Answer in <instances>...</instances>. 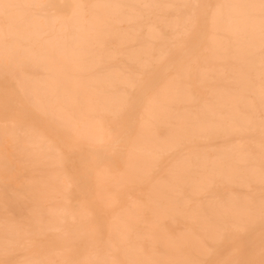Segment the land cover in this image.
I'll list each match as a JSON object with an SVG mask.
<instances>
[{
  "label": "rangeland",
  "instance_id": "374dc122",
  "mask_svg": "<svg viewBox=\"0 0 264 264\" xmlns=\"http://www.w3.org/2000/svg\"><path fill=\"white\" fill-rule=\"evenodd\" d=\"M7 1V3L10 1L11 4L17 5V7L10 9L7 15L3 11H0V40L2 38L0 42V264H221V262L225 260L240 261L242 264H262V262H264V218L261 217L260 204L262 198H264V183H262V172H264V129L260 128L262 127V107H259V105L262 106L261 90L262 82H264V16L261 14L260 5L258 6V4H261V0H242L243 2L241 0H236L242 2H240L242 5H237L238 9L236 7V3L238 2L234 0H114L116 3L111 0L115 3V6L110 0H103L102 2L101 0H99L100 2L97 0V3L96 0H72L73 2L71 0ZM79 2L81 3L79 4ZM89 2H94V8L96 6L99 7V9L95 8L94 12H90L91 9L93 11V6ZM230 2L232 8L235 9L237 13L229 7ZM95 3L97 5H95ZM102 3H104L105 7ZM244 3H246L245 5L247 7L243 5ZM251 3L253 5L257 3L255 4L257 9ZM98 4H100L101 7L98 6ZM108 4H110L111 7L109 11ZM188 5H218L219 7H213L209 11L203 8H186L185 6ZM112 7L115 8L116 11H113ZM239 7L241 9H239ZM74 8L81 12L78 13ZM229 9L232 10L230 11ZM82 10L84 11L82 12ZM99 10H101V12H99ZM214 10L218 12L217 17H215L217 12L215 14L213 13L215 12ZM95 11L98 13L97 18L100 17L101 19L98 18L100 19L98 21L96 17L94 18H96L100 24L97 23L95 19L91 21L94 24V27L92 26L91 28L90 20H92L94 14L96 16ZM89 12L92 13L90 17ZM190 12L194 13L197 17V24L191 29L186 25V17ZM204 12L208 13V23L203 21ZM233 12L235 13L233 14ZM242 12H244V14H242ZM74 13H78L79 15L77 14L76 17ZM228 13L236 16V19L238 18L240 20V18H243V26H241V20H235V17L233 20V15H229L230 18ZM119 15H121L122 19H119ZM211 15H213V18H217L220 23L217 20L216 22H218L219 25L224 24L223 27L218 25L219 29L218 26L217 29H212L213 26L216 27V25L213 23V18L210 17L212 20L209 19ZM79 16H81L83 20ZM125 16L128 17L129 22L127 18L125 19ZM130 16H132L131 19ZM76 18L83 22H78ZM256 19L257 21H255ZM74 20H76L75 22L78 24L77 27ZM229 20L232 22L230 23ZM88 21L90 23L89 25ZM94 22L99 24L98 27L96 26L95 28L96 23ZM209 22L210 24L212 23L213 26H210ZM113 23L114 25H112ZM228 23L231 24L232 30L230 25L228 26ZM254 26L255 31H252ZM78 27L79 30H76ZM88 28L90 30H97V28H99L100 30L98 31L103 30L104 34H102V32L98 33V31L97 33L96 31L92 32L93 30L89 31ZM222 28H227L228 30ZM234 28L236 31H233ZM257 28L260 30L258 33L263 35L262 38L257 34ZM87 29L89 33L86 35L85 32L87 33ZM244 29L245 31L247 30L246 34H244ZM75 31H77V33ZM80 32H82V35ZM124 32L127 35H124ZM79 34L81 37L83 34L86 35L84 36L86 39L82 37L86 40L85 42L81 39ZM91 34H94V38L92 36V39H90ZM96 34L101 35L102 38ZM78 36L79 38L77 39L76 37ZM120 36L121 38L123 36L124 40H122ZM254 36H256V38H254ZM257 36L260 37L257 38ZM98 37L101 39L99 40ZM236 37L237 39L234 40ZM125 38H128V40L125 41ZM248 38H250L253 43ZM255 39L258 41H255ZM74 40L75 42L77 40L79 42H76L77 44L71 43L72 41L74 42ZM81 40L83 41L82 43ZM146 40L147 42H151L148 46H146L148 43L144 42ZM254 41L256 43H254ZM242 44L245 46L241 47ZM249 45L250 47H248ZM256 45H259V47L255 48ZM47 46L50 48V52H47L49 50L45 51ZM141 48L144 51H142ZM244 48L247 50L245 49L244 51ZM158 50H161L160 53L163 54H158ZM43 51L47 52L48 55L46 56V53ZM60 53L64 54L61 55V57L65 56L62 57L64 60L60 57ZM56 54H59V56L57 57ZM128 54L132 55L128 56ZM241 54H243V56H241ZM68 55L72 57L69 58ZM230 55L233 57H230ZM48 56L52 59L53 65L50 64L51 59H49V62L45 63L46 60L48 61V59H46ZM133 56H135L136 59L133 58ZM225 56L226 59L224 58ZM243 57H246L245 60ZM227 58H229V62H226L228 61ZM233 58H237L238 60H234ZM55 59L58 60L55 61ZM67 59H71L72 61H70L72 64H65L66 61L70 62ZM77 60L80 62V68H78L79 62L77 63ZM230 62L231 64H229ZM243 63L245 64L243 65ZM56 64L57 66H55ZM247 64L249 65L248 67L246 66ZM68 65H73V67ZM54 66L55 68L58 66L60 68L54 69V71L52 69ZM66 66L70 67V69ZM242 66L245 67L242 68ZM44 67H46L45 70ZM81 68H83V70ZM63 69L66 71L60 73L62 72L60 70ZM79 69H81L80 72ZM231 69H234V71ZM239 69L241 71H239ZM49 70H51V72ZM56 71L59 72L56 73ZM71 71L73 72L71 73ZM229 71H233L234 73H230ZM46 72L53 74L55 77L53 82L52 74H50V80H47L49 77H47L48 75ZM53 72L56 74L54 75ZM109 72L116 74L112 76ZM43 74L46 76L45 81L42 80L43 77H45ZM58 74L60 76H58ZM103 74L106 78L102 76ZM40 75L43 77L41 78ZM62 75L64 76L62 77ZM121 75L122 77L124 76L123 79ZM221 75H223V77ZM26 76H28V79ZM57 76L59 77L58 79H56ZM82 76H84L86 80H83ZM60 77L62 80L65 78L63 81L66 83L63 84ZM76 77L77 79H75ZM158 77H160V79H158ZM72 78L74 86L72 84ZM79 78L81 79L79 80ZM94 78L95 80H93ZM165 78L170 79V81ZM22 79L24 82L21 81ZM25 79L29 80L26 85ZM38 79L41 83H35V86H33V83ZM118 79L120 81H118ZM121 80L124 81L121 82ZM167 80L169 82L172 81V85L171 83H169L170 86L166 84L168 83ZM233 80H235V83H233ZM249 80H251V82ZM43 81L44 83H48V85L52 83L49 87H45L46 84H44ZM164 81L165 83H163ZM69 82L72 84L71 86L68 85ZM129 83H131V85H128ZM77 84H80L81 88L79 87L80 85ZM161 84L165 85L166 91ZM39 85H42L44 88L41 86V88L38 87ZM88 86H90V88ZM26 87L29 89L27 90ZM35 87L37 89L39 88V91ZM159 87L162 91L164 88L162 96H165L160 106L154 105L150 111H146L143 109L142 105L134 104L136 98L143 89L146 88V97L152 99L154 96L153 93L159 92ZM168 87L170 89H168ZM223 87L227 88L224 89ZM42 88L51 90V92L46 89L43 90ZM77 88L79 89L76 90ZM171 89L173 92L172 94ZM22 90H24L25 93ZM29 90L32 93L33 91L31 90H35L36 96L34 93L31 98L35 96L36 98L34 97V99L36 100H33V98L30 100L31 98L29 95H31V93ZM63 90L65 92H63ZM83 90L84 93L81 94ZM60 91L64 94H59ZM73 91H75V93ZM27 94L29 95L27 96ZM178 94H180L181 97ZM58 95L59 97L61 95L62 98H59ZM68 95L72 97L69 98ZM174 95L175 97L173 98ZM227 95L228 98H226ZM27 97L30 99L27 100ZM63 97L68 99H64ZM216 97L219 101L216 100ZM71 98L73 99L71 100ZM83 98L87 99V102L83 101L85 100ZM113 98H115V100ZM116 98H118V100H116ZM167 99L170 100L167 101ZM70 100L71 102H69ZM106 100L107 102L109 101L107 105ZM222 100L224 101L222 102ZM225 100L229 101L226 102ZM238 100L239 102H237ZM30 101L38 105L35 106V104L29 103ZM63 101L66 103L69 102V104L66 105ZM117 101H120L119 105ZM166 102L167 104H165ZM111 104L112 108L109 106ZM229 104L233 107H230ZM227 106H229L228 109ZM156 107H159L158 110H156ZM251 107L255 108L252 109ZM204 108H208L209 115L207 110H205L207 112L203 110ZM127 109H129V111ZM169 110H171V112H169ZM75 111L78 114H76ZM203 111L208 115H206V117L210 119L211 116L213 117L212 121L209 120V118H204L205 114H203ZM160 112H163V114ZM185 112L187 116L184 115L186 114ZM213 112L215 113L214 115H212ZM20 113L21 115H19ZM190 113L191 115L188 116ZM225 114L227 118H225ZM181 115L183 117H181ZM63 116H65V119H63ZM70 116H72V120ZM66 117L69 120H67ZM199 117L201 118V123H199ZM222 118L225 122L224 124L221 120ZM180 119L183 120L180 121ZM217 119H220L221 122ZM208 120L211 122V125ZM214 120L217 121V123H215ZM8 121L10 123H8ZM85 121H90L91 125L89 122L85 124ZM139 121L142 122L140 123ZM168 121H170L171 124L175 122L176 126L178 125L180 128L182 126V128H179V131L177 130L178 128L175 127V130L174 127H172L175 124L173 123L171 126ZM243 121L247 124H244ZM17 122L22 123V125H18L19 123L17 124ZM67 122L69 125H66ZM206 122V125L210 128L213 123L215 125L217 124V128L215 125L214 129L212 127L213 130L208 126L205 127ZM238 122H241L243 127ZM132 123H135L137 127L140 125L142 127L141 129H144L143 125H145V129L148 128L146 132L149 131L150 134L153 133V136L157 135L159 138L156 137L157 140L155 137L152 138V134H148L149 132L145 134V137L143 134L145 130L143 132L141 129H138V134L144 137L148 147L142 151H135L136 155L133 154L134 152H128L130 150H127L128 144L125 141V137L129 133L130 124ZM74 124L75 128L73 127ZM167 124L170 125V127ZM184 124H188V128ZM201 124L204 125V127H202ZM233 124H235L236 127L232 126ZM251 124L254 127L251 126ZM24 125L26 127H24ZM85 125H89L88 128L93 126V128H89L90 130L86 127L83 128ZM94 127H96L97 130ZM171 127L172 129H170ZM232 127H234L235 130H231ZM197 128H205V131L203 132L204 129L198 130ZM218 128L220 129L219 131ZM262 128H264V126ZM84 129L87 132L86 135H83L81 132L80 135L78 131H83L84 133ZM92 129H95L96 132L100 130L103 131V139L100 143L98 141H92V138H89ZM182 129H184L183 134L177 133L178 131L183 132ZM214 130L218 133L216 134L215 132L214 134ZM240 130L242 132H240ZM262 130L263 133H261ZM92 131L94 133V130ZM196 131L197 133H195ZM185 132H189V134L192 133V135L188 134L187 136ZM199 132L203 134L199 135ZM226 132H229V134H226ZM93 133L90 135L92 136ZM204 133L207 135L204 136L206 138H200ZM148 135H150L151 139ZM174 135L177 136L175 137ZM165 136H169V139H167V137L165 138ZM162 137L165 138V140ZM174 137L178 141H176ZM153 139H155V142L157 141L156 143H161L160 145L163 147L167 145V147L174 146L175 148L171 147V150L169 149L167 151L164 149L161 150L163 147L153 142ZM236 141H239V144L241 142V147L239 144L237 145ZM150 142H153L152 145ZM233 142H236V144L233 145ZM150 146L155 147V149H153V147H151L152 149L149 148ZM220 146L224 148L222 151H220ZM95 150L106 152L109 155L108 158L97 162L95 158L89 157L90 154L96 152ZM191 150H196L195 152L198 151L200 154L197 156L198 153H193L194 151L192 152ZM190 151L193 155L196 154V156L191 155L190 157ZM137 153H139V155L141 154V157H136L138 156ZM180 153L181 155L183 154V157L180 156ZM186 153L188 155L185 158L184 155L186 156ZM130 154L131 156L133 154L131 158H129ZM142 154L144 155L142 156ZM174 154L179 155L182 161H179L178 156ZM172 155L174 157L171 159ZM229 156L232 160H230ZM220 157L222 158V162H220ZM135 158L136 161H134ZM195 158H197V161ZM214 158L219 161L217 162L216 159L213 161ZM237 158L241 162H239ZM170 159L171 161L174 160V163L170 164ZM129 160L134 163L132 166H130L132 163H130ZM231 161L233 163H229ZM125 164L127 168H125ZM174 164H176L175 167L179 165V167H182L180 169L177 167L180 172L177 168L175 170L174 166H172ZM204 164H206V166ZM210 164H214V169L216 165H218V167L220 166L221 170L216 167V169L220 170L217 172L216 169H212L213 167ZM232 164L238 167H233ZM103 165L105 167L101 169ZM187 165L189 167H187ZM129 167H131V169H129ZM201 167L205 170L212 168L208 173V171H201L203 169ZM224 167L227 169L225 170V174L227 173L226 175L222 171L225 169ZM230 168H232V171ZM234 168L239 169L237 171ZM97 170L104 174V176L102 175L100 178L101 181H97L99 186L96 183L97 179H95V177H97L95 176V172H99ZM166 170L171 173L167 172L168 174L166 175ZM172 170L173 172L177 171L176 173L178 174H173ZM197 170L198 172L200 171V173H195ZM249 170L251 172H248ZM105 171L110 175V178L105 177V175L108 176ZM120 171L123 174L127 171L124 174L127 178L130 173V176L133 177L136 175L137 177H133L131 181H129L131 177L127 179L124 176L126 179H123ZM210 173H214V175L211 176ZM126 174L129 175L127 176ZM189 174L193 177H190ZM200 174L203 176H200ZM208 174L210 176H208ZM177 175L180 177L177 178ZM174 176H176V179ZM102 177L105 180L102 181ZM119 177L121 178V183L117 188ZM201 177L204 178L200 179ZM223 177L225 180H223ZM108 178L109 180H107ZM205 178L206 180L209 179V181L207 180V183L210 182L209 184L206 183ZM251 178H253V180ZM203 179L204 182L201 183V185L200 182H202ZM198 180H200V182H198ZM226 180H228V182ZM115 184L116 187L114 186ZM102 185L105 187H102ZM190 185L193 188H189ZM203 185L204 187L202 188ZM206 187L207 190H204ZM100 188H103V191L100 190ZM197 188L199 191H197ZM104 190L109 192L106 197L103 196L105 195L104 193H107ZM100 191H102V193L104 192L103 195ZM153 192L158 194H153ZM105 198L108 200L106 201ZM108 202H110V205ZM207 202L209 203L207 204ZM167 203L171 204L168 205ZM36 204L37 206H34ZM153 206L155 209H151L154 208ZM168 206L172 207L168 208ZM206 206L209 208H205ZM217 206L221 207L218 209L222 211H219ZM229 207L232 208V211ZM52 208L53 210L51 213ZM36 210L40 214L35 213ZM209 210L211 211L210 213ZM214 211L217 212V214L214 213ZM175 212H178V214ZM53 213L55 214L53 215ZM37 214L38 216L40 215L39 218ZM201 214L203 215L202 218L199 217L194 219L199 215L202 216ZM175 215L178 216L175 217ZM28 216H30V218H28ZM179 216L184 218H179ZM116 217L117 219L112 220V218ZM32 219L33 221L36 219L39 220L33 222ZM199 220L201 221L200 223ZM40 221L43 226L40 225V223L37 225H40V227L37 228L36 226L35 229L36 222L39 223ZM46 221L50 222L52 227H57V229L54 227L51 228V225L48 226V222ZM259 224L262 227H259ZM13 225L16 228L14 227V229L11 230ZM46 225L47 229H44ZM148 226L150 228H148ZM200 227H202V229ZM206 229L207 232L212 229V233L211 231L207 233ZM22 234H26V237L21 238ZM191 234L194 235V238ZM180 238H182V240ZM79 259L80 261H78Z\"/></svg>",
  "mask_w": 264,
  "mask_h": 264
},
{
  "label": "bare ground",
  "instance_id": "6f19581e",
  "mask_svg": "<svg viewBox=\"0 0 264 264\" xmlns=\"http://www.w3.org/2000/svg\"><path fill=\"white\" fill-rule=\"evenodd\" d=\"M6 1H7V0H6ZM6 1H5V2H6ZM71 1H72V0H71ZM78 1H79V0H78ZM94 1H95V0H94ZM98 1H99V0H98ZM102 1H103V0H101V2H102ZM110 1H111V0H110ZM113 1H114V0H113ZM135 1H136V0H135ZM234 1H235V2H238V3H236V7H237V9H238V6H237V5L240 4V2H241L242 0H241V1H236V0H234ZM243 1H244V0H243ZM243 1H242V2H243ZM248 1H249V0H248ZM253 1H254V0H253ZM7 2H8V1H7ZM72 2H73V1H72ZM75 2H76V1H75ZM75 2H74V3H75ZM99 2H100V1H99ZM99 2H98V3H99ZM111 2H112V1H111ZM114 2L116 3V1H114ZM114 2H112L113 5L115 4ZM242 2H241V3H242ZM245 2H247V1H245ZM255 2H256V1H255ZM9 3H11V2L9 1ZM74 3H73V4H74ZM80 3H81V2H79V4H80ZM89 3H91L92 6H93V4H94V2H93V3H92V2H89ZM96 3H97V0H96ZM96 3H95V5H97ZM112 3H111V4H112ZM227 3H229V2H227ZM253 3H254V2H253ZM257 3H258V2H257ZM257 3H255V4H257ZM75 4H76V3H75ZM245 4H246V3H244L243 5H245ZM251 4H252V3H251ZM255 4H254V5L252 4V5L255 7ZM81 5H82V4H81ZM102 5H104V3H102ZM108 5H109L108 7L110 8V9L108 8V11H109V10H111V7H110V4H108ZM227 5H228V4H227ZM240 5H242V4H240ZM249 5H250V4H249ZM259 5H260V4H258V6H259ZM98 6H100V4H98ZM106 6H107V5H106ZM111 6H112V5H111ZM114 6H115V5H114ZM228 6H229V5H228ZM253 6H252V8H253ZM256 6H257V5H256ZM100 7H101V6H100ZM104 7H105V5H104ZM229 7L232 8V4H231V2H230V6H229ZM229 7H228V8H229ZM245 7H247V6L245 5ZM82 8H83V6H82ZM82 8H81V9H82ZM88 8H90V7H88ZM92 8H93V11H92V9L90 8V9H91L90 12H94V9H95V8H96V9H99V7H96V6H95V8H94V6H93ZM106 8H107V7H106ZM112 8H113V7H112ZM249 8H250V6H249ZM255 8H256V7H255ZM74 9H76V8H74ZM232 9H233V8H232ZM232 9H231V10H232ZM239 9H241V8L239 7ZM247 9H248V8H247ZM250 9H251V8H250ZM250 9H248V10H250ZM256 9H257V8H256ZM76 10H77V9H76ZM76 10H75V11H76ZM229 10H230V9H229ZM231 10H230V11H231ZM233 10L235 11V9H233ZM254 10H255V9H254ZM259 10H260V9H259ZM0 11H2V10H0ZM73 11H74V10H73ZM77 11H78V10H77ZM77 11H76V12H77ZM83 11H84V10H82V12H83ZM88 11H89V9H88ZM104 11H105V8H104ZM113 11H116L115 8H113ZM214 11H215V12H213V13L215 14L217 11H216V10H214ZM240 11H241V10H240ZM242 11H243V10H242ZM244 11H245V10H244ZM252 11H253V10H252ZM80 12H81V11H78V13H80ZM90 12H89V17H90V14L92 15V13H90ZM97 12H98V11H97ZM99 12H101V10H99ZM235 12H236V11H235ZM235 12H233V14H234ZM245 12H246V11H245ZM247 12H249V11H247ZM255 12H256V11H255ZM7 13H8V12H7ZM7 13H5V14L7 15ZM78 13H77V14H78ZM95 13H96V11H95ZM102 13H103V12H102ZM102 13H101V14H102ZM213 13H212V14H213ZM231 13H232V12H231ZM236 13H237V12H236ZM250 13H251V12H250ZM250 13H249V14H250ZM74 14H76V13H74ZM77 14H76V17H77ZM81 14H82V13H81ZM97 14H98V13H96V16H95V14H94L93 18H94V17L97 18ZM216 14H217V15H216L215 17L218 16V12H217ZM233 14L230 15V14L228 13V16H229V15L232 16ZM238 14H239V13H238ZM238 14H237V16H238ZM242 14H244V12H242ZM242 14H241V16H242ZM6 15H5V16H6ZM78 15H79V14H78ZM202 15H203V14H202ZM73 16H75V15H73ZM81 16H82V15H81ZM81 16H79V17L81 18ZM119 16H120L119 19H120V18L122 19L121 15H119ZM127 16H128V15H127ZM230 16H229V17H230ZM245 16H246V15H245ZM79 17H78V18H79ZM89 17H88V18H89ZM91 17H92V16H91ZM101 17H102V16H101ZM131 17H132V16H130V19H131ZM210 17L213 18V15L209 16V19H211ZM234 17H235V20L238 19V18L236 19V16L233 15V17H232L233 20H234ZM243 17H244V16H243ZM8 18H9V14H8ZM72 18L75 19L74 17H72ZM80 18H79V20H80ZM93 18H92V20H90V23H91L92 25H91V24L89 23V21H88V25L90 24L91 28H92V26L94 25L93 22H91V21H93V20L96 19V18H94V19H93ZM98 18H100V17H98ZM98 18H97V19H98ZM123 18H124V16H123ZM126 18H127L128 22H129L128 17L125 16V19H126ZM230 18H231V17H230ZM246 18H247V16H246ZM249 18H250V17H249ZM76 19H77V18H76ZM81 19H82V18H81ZM97 19H96V22L100 24V22H98V21H99L101 18L98 19V21H97ZM242 19H243V18H242ZM242 19L240 18L241 23H242L241 26H243V22H244V20H243V22H242ZM244 19H245V18H244ZM11 20H13V19H11ZM79 20L77 19L78 22H83V21H79ZM82 20H83V19H82ZM87 20H88V19H87ZM211 20H212V19H211ZM216 20H217V18H216V19L213 18V23H215L214 25H216V27L213 26L212 23L210 24V22H209L210 26H211V25L213 26L212 29H214V28L217 29V26H218L219 23H220L218 20H217V21H218L219 23L216 22ZM227 20H228V19H227ZM240 20L238 19V21H240ZM245 20H246V19H245ZM248 20H249V19H248ZM72 21H73V20H72ZM75 21H76V20H74V23H75V25H76V27H77L78 24H76ZM132 21H133V19H132ZM132 21H131V22H132ZM203 21H205L206 23H208V13H207V12H204V15H203ZM214 21H215V22H214ZM229 21H230V23L232 22L231 20H229ZM252 21H253V20H252ZM255 21H257V19H256ZM84 22H85V21H84ZM96 22H94V23H96ZM211 22H212V21H211ZM233 22H235V21H233ZM258 22H259V21H258ZM97 23L95 24V28H96V26L98 27V25H99V24H97ZM216 23H218V24H216ZM230 23H228V26L230 25V28H231V24H230ZM245 23H246V22H245ZM245 23H244V25L246 26L247 23H246V24H245ZM79 24H80V23H79ZM81 24H82V23H81ZM83 24H84V23H83ZM234 24H235V23H234ZM239 24H240V22H239ZM258 24H259V23H258ZM72 25H73V24H72ZM75 25H74V26H75ZM84 25H85V24H84ZM112 25H114V23H113ZM112 25H110V26H112ZM221 25H222V24H221ZM221 25H219V26H220V27H223L224 24H223L222 26H221ZM232 25H233V24H232ZM236 25H237V23H236ZM236 25H235V26H236ZM254 25H255V24H254ZM79 26H80V25H79ZM204 26H205V25H204ZM219 26H218V29H219ZM228 26H226V27H228ZM238 26H239V25H238ZM238 26H237V28H238ZM247 26H249V25H247ZM252 26H253V24H252ZM255 26H256V25H255ZM255 26H254V28L252 29V31H253V30L255 31ZM262 26H263V25H262ZM262 26H261V27H262ZM82 27H83V26H82ZM82 27H81V28H82ZM93 27H94V26H93ZM100 27H101V26H100ZM257 27H258V26H257ZM259 27H260V25H259ZM72 28H74V27H72ZM84 28H85V27H84ZM95 28H94V29H95ZM102 28H103V27H102ZM198 28H199V27H198ZM243 28H244V27H243ZM245 28H246V27H245ZM88 29H89V28H88ZM88 29L86 30L87 33L85 32L86 35L89 33V32H88ZM208 29H209V28H208ZM210 29H211V28H210ZM220 29H221V28H220ZM222 29H224V28H222ZM226 29H227V28H226ZM226 29H224V30H226ZM232 29H233V28H231V30H232ZM241 29H242V27H241ZM246 29H247V28H246ZM257 29H258V28H257ZM74 30H75V29H74ZM74 30H73V33H74ZM76 30H79V27H78ZM92 30H93V29H91V30L89 29V31H92ZM98 30H100V29L97 28V30L95 29V30H93L92 32L96 31V33H97ZM134 30H135V28H134ZM227 30H228V29H227ZM239 30H240V28H239ZM242 30H243V29H242ZM247 30H248V29H247ZM247 30H246V31H247ZM250 30H251V29H250ZM10 31H12V30H10ZM10 31H9V32H10ZM80 31H81V29H80ZM222 31H223V30H222ZM222 31H221V32H222ZM233 31H236V29L234 28ZM233 31H231V32H233ZM244 31H245V29H244ZM244 31H243V32H244ZM246 31H245L244 34L247 33ZM258 31H260V30H259V29L257 30V34H259ZM75 32L77 33V31H75ZM83 32H84V29H83ZM99 32H102V34H104V33H103V32H104L103 30L98 31V33H99ZM127 32H128V31H127ZM223 32L226 33L225 31H223ZM229 32H230V30H229ZM238 32H239V31H238ZM10 33H13V32H10ZM73 33H72V34H73ZM80 33H81V35H82V32H80ZM234 33H235V32H234ZM234 33H233V35H234ZM251 33H252V32H251ZM254 33H256V32H254ZM260 33H262V32H260ZM74 34H75V33H74ZM74 34H73V35H74ZM85 34H83V36H82L83 38H85V37H84V36H86ZM100 34H101V33H100ZM102 34H101V35H102ZM114 34H115V33H114ZM122 34H123V33H122ZM125 34H126V33L124 32V35H125ZM236 34H237V33H236ZM248 34H249V33H248ZM12 35H13V34H12ZM73 35H72V36H73ZM96 35L101 36V35H99V34H96ZM96 35H95V37H96ZM118 35H120V34H118ZM126 35H127V34H126ZM259 35H260V34H259ZM10 36H11V35H10ZM72 36H70V37H72ZM74 36H75V35H74ZM76 36H77V35H76ZM79 36H80V34H79ZM79 36L76 37V38L78 39ZM92 36H93V38H94V34H93V35L91 34V38H90L89 36H88V37H89L90 39H92ZM128 36H129V34H128ZM128 36H127V37H128ZM206 36H207V35H206ZM250 36H251V34H250ZM260 36H261V38H262L263 35H260ZM260 36H257V38H259ZM0 37H1V34H0ZM80 37H81V36H80ZM82 37H81V39H83ZM88 37H87V38H88ZM209 37H210V36H209ZM223 37H224V35H223ZM251 37H252V36H251ZM98 38H99V40H100V39L102 38V36H101V38H100V37H98ZM120 38H121V36H120ZM123 38H124V37L122 36L121 39L124 40ZM129 38H130V36H129ZM225 38H226V36H225ZM242 38H243V36H242ZM242 38H241V39H242ZM254 38H256V36H254ZM70 39H71V38H70ZM74 39H75V38H74ZM85 39H86V38H85ZM85 39H83L84 42L86 41ZM125 39H126V38H125ZM236 39H237V37L234 38V40H236ZM246 39H247V38H246ZM248 39L252 42V40H251L250 38H248ZM72 40H73V39H72ZM88 40H89V39H88ZM116 40H117V39H116ZM118 40H119V39H118ZM127 40H128V38H127L125 41H127ZM207 40H208V38H207ZM207 40H206V41H207ZM210 40H211V38H210ZM242 40H244V39H242ZM1 41H2V38H1L0 42H1ZM149 41H150V39H149ZM149 41H148V42H147V40L144 41L145 43H146V42L148 43L146 46H148V45L151 43V42H149ZM186 41H187V40H186ZM203 41H204V40H203ZM239 41H240V40H239ZM239 41H238V43H239ZM255 41H258V40L255 39ZM255 41H254V43H256ZM260 41H262V40H260ZM70 42H71V41H70ZM76 42H79V41L77 40ZM76 42H75V40H74V42L72 41L71 43H74V44H75ZM82 42H83V41L81 40V43H82ZM208 42H209V40H208ZM236 42H237V41H236ZM243 42H245V41H243ZM243 42H242V43H243ZM248 42H249V41H248ZM121 43H122V42H121ZM140 43H141V42H140ZM142 43H143V41H142ZM245 43H246V42H245ZM249 43H250V42H249ZM252 43H253V42H252ZM258 43H259V42H258ZM76 44H77V43H76ZM262 44H263V43H262ZM72 45H73V44H72ZM142 45H143V44H142ZM203 45H204V44H203ZM236 45H237V44H236ZM259 45H260V43H259ZM259 45H256L255 48H256V47H259ZM0 46H1V44H0ZM201 46H202V45H201ZM243 46H245V45L242 44L241 47H243ZM47 47H48V46H47ZM47 47H46V50H45V51H47V50L50 49L49 47H48V49H47ZM142 47H143V46H142ZM198 47H199V46H198ZM238 47H239V46H238ZM248 47H250V45H249ZM145 48H146V47H145ZM145 48H144V49H145ZM0 49H1V47H0ZM141 49H142V48H141ZM234 49H236V48H234ZM245 49H246V48H244L243 50L245 51ZM60 50H61V49H60ZM150 50H151V49H150ZM150 50H149V52H150ZM238 50H239V48H238ZM240 50H241V49H240ZM246 50H247V49H246ZM252 50H253V49H252ZM254 50H256V49H254ZM45 51H43V52H45ZM58 51H59V50H58ZM142 51H144V50L142 49ZM160 51H161V50H160ZM160 51L158 50V54H161ZM241 51H242V50H241ZM1 52H2V50H1ZM47 52H50V50L47 51ZM47 52H45V53H46V56L48 55ZM56 53H57V51H56ZM58 53H59V52H58ZM66 53H67V52H66ZM150 53H151V52H150ZM150 53H149V54H150ZM213 53H214V52H213ZM242 53H243V52H242ZM51 54H52V53H51ZM54 54H55V53H54ZM62 54H63V53H62ZM62 54L60 53V57H61ZM68 54H69V53H68ZM132 54H134V53H132ZM132 54H130V55H132ZM151 54H152V53H151ZM151 54H150V55H151ZM162 54H163V53H162ZM162 54H161V55H162ZM214 54H215V53H214ZM237 54H238V52H237ZM245 54H246V52H245ZM40 55H41V53H40ZM56 55H57V54H56ZM63 55H64V54H63ZM77 55H78V54H77ZM130 55L128 54V56H130ZM217 55H218V54H217ZM220 55H221V54H220ZM225 55H227V54H225ZM238 55H239V54H238ZM54 56H55V55H54ZM58 56H59V54L57 55V57H58ZM68 56H69V55H68ZM214 56H215V55H214ZM214 56H213V57H214ZM221 56H222V55H221ZM223 56H224V55H223ZM231 56H232V55H230V57H231ZM241 56H243V54H241ZM43 57H45V56H43ZM57 57H55V58H57ZM60 57H59V58H60ZM62 57H65V56H62ZM62 57H61V58H62ZM70 57H72V56H69V58H70ZM217 57H218V56H217ZM232 57H233V56H232ZM239 57H240V56H239ZM251 57H252V56H251ZM130 58H131V57H130ZM133 58H135V56H133ZM164 58H165V57H164ZM214 58H215V57H214ZM224 58L226 59V56H225ZM243 58H244V57H243ZM245 58H246V57H245ZM245 58H244V60H245ZM253 58H254V56H253ZM46 59H48V61L46 60L45 63L49 62V59H51V58H49V56H48V58H46ZM62 59H63V58H62ZM71 59H72V58H71ZM71 59H70V60H71ZM135 59H136V58H135ZM227 59H228V61H226V62H229V58H227ZM230 59H231V58H230ZM233 59L235 60V59H237V58H233ZM233 59H232V60H233ZM56 60H58V59H55V61H56ZM59 60H61V59H59ZM63 60H64V59H63ZM63 60H62V61H63ZM65 60H66V58H65ZM67 60H68V59H67ZM70 60H68V61H70ZM137 60H138V59H137ZM179 60H180V59H179ZM222 60H223V59H222ZM237 60H238V59H237ZM35 61H36V60H35ZM71 61H72V60H71ZM71 61H70V62H67V61H66L65 64H68V63H69V64H72ZM73 61H74V60H73ZM186 61H187V60H186ZM224 61H225V60H224ZM242 61H243V60H242ZM246 61H247V60H246ZM36 62H37V61H36ZM57 62H58V61H57ZM78 62H79V61L77 60V63H78ZM221 62H222V61H221ZM55 63H56V62H55ZM60 63H61V62H60ZM232 63H233V62H232ZM240 63H241V62H240ZM246 63H247V62H246ZM249 63H250V61H249ZM34 64H36V63H34ZM43 64H44V63H43ZM43 64H42V65H43ZM50 64H51V65L54 64V63L52 64V59H51V63H50ZM61 64H62V63H61ZM169 64H170V62H169ZM227 64H228V63H227ZM229 64H231V62H230ZM244 64H245V63H243V65H244ZM40 65H41V64H40ZM63 65H64V63H63ZM74 65H75V64H74ZM78 65H79L78 68H80V62H79ZM141 65H142V64H141ZM141 65H140V66H141ZM55 66H57V64H56ZM55 66H54V68H52V67H50V68H52L53 70H54V69H57V68H60L59 66L55 68ZM68 66L73 67V65H72V66H71V65H68ZM68 66H66V67H68ZM75 66H76V65H75ZM75 66H74V67H75ZM246 66L248 67L249 65L247 64ZM70 67H68V68L70 69ZM81 67H82V66H81ZM224 67H225V65H224ZM224 67H223V68H224ZM244 67H245V66H242V68H244ZM252 67H253V66H252ZM42 68H43V67H42ZM47 68H48V67H47ZM50 68H49V69H50ZM75 68H77V67H75ZM239 68H240V67H239ZM242 68H241V69H242ZM45 69H46V67H44V70H45ZM69 69H68V70H69ZM81 69L83 70V68H81ZM81 69H79V72H80ZM68 70H67V72H68ZM72 70H73V69H72ZM84 70H85V69H84ZM229 70H230V68H229ZM231 70L234 71V69H231ZM246 70H247V69H246ZM246 70H245V72H246ZM49 71L51 72V70H49ZM54 71H55V70H54ZM60 71H62V72H60V73H64L66 70L63 69V70H60ZM63 71H64V72H63ZM233 71H231V72L229 71V72H230V73H234ZM239 71H241V70L239 69ZM44 72H45V71H44ZM50 72H49V73L46 72L47 75H48L47 77H49V78H47V80H48V79L50 80V77H51L50 74H52V73H50ZM58 72H59V71H58ZM58 72L56 71V73H58ZM72 72H73V71H71V73H72ZM116 72H117V71H116ZM235 72H236V71H235ZM53 73H54V72H53ZM56 73H54V75H55ZM109 73H111V72H109ZM117 73H118V72H117ZM175 73H176V72H175ZM221 73H222V72H221ZM237 73H238V71H237ZM240 73H241V72H240ZM248 73H249V72H248ZM248 73H247V74H248ZM44 74H45V73H44ZM44 74H43V76H45ZM65 74H66V73H65ZM107 74H108V72H107ZM115 74H116V73H113V74L111 73L112 76L115 75ZM222 74H223V73H222ZM238 74H239V73H238ZM49 75H50V76H49ZM111 75H110V76H111ZM127 75H129V74H127ZM127 75H126V76H127ZM232 75H233V74H232ZM244 75H245V74H244ZM24 76H25V75H24ZM24 76H23V77H24ZM40 76H41V75H40ZM43 76H41V78H42ZM52 76H53V74H52ZM58 76H60V75L58 74ZM58 76L56 77V79L59 78ZM63 76H64V75H62V77H63ZM102 76H105V75L103 74ZM221 76L223 77V75H221ZM233 76H234V75H233ZM236 76H237V75H236ZM241 76H242V75H241ZM20 77H21V76H20ZM20 77H18V78H20ZM27 77H28V76H26V78H27ZM72 77H73V76H72ZM82 77H83V80H86V79H84V78H85L84 76H82ZM121 77H122V75H121ZM121 77H120V78H121ZM168 77H169V76H168ZM231 77H232V76H231ZM244 77H245V76H244ZM18 78H17V79H18ZM54 78H55V77L53 76V77H52V82H53V79H54ZM73 78H74V77H73ZM73 78L71 79L72 81H73ZM97 78H98V77H97ZM97 78H96V79H97ZM104 78H106V76H105ZM114 78H115V76H114ZM120 78H119V79H120ZM123 78H124V76L122 77V79H123ZM217 78H218V77H217ZM245 78H246V77H245ZM27 79H28V78H27ZM45 79H46V76L43 77L42 80L45 81ZM60 79H61V77H60ZM64 79H65V78H63V80H64ZM69 79H70V78H69ZM75 79H77V77H76ZM75 79H74V80H75ZM80 79H81V78H79V80H80ZM100 79H102V78H100ZM116 79H117V78H116ZM119 79H118V81H120ZM158 79H160V77H158ZM165 79H168V78H165ZM171 79H172V78H171ZM220 79H221V78H220ZM229 79H230V78H229ZM248 79H249V78H248ZM18 80H19V79H18ZM38 80H39V79H38ZM38 80L35 81V82L33 83V86H35V85H34L35 83H37V84L41 83L40 80H39V82H38ZM54 80H55V79H54ZM61 80H62V79H61ZM63 80H62V81H63ZM71 80H69V81H71ZM83 80H82V83H83ZM93 80H95V78H94ZM97 80H98V79H97ZM104 80H106V79H104ZM104 80H101V81H104ZM125 80H126V79H125ZM130 80H131V79H130ZM132 80H133V79H132ZM136 80H137V79H136ZM136 80H135V81H136ZM168 80L170 81V79H168ZM168 80H167L168 83H166V84H169V83L172 82V81L169 82ZM226 80H227V78H226ZM226 80H225V81H226ZM236 80H237V79H236ZM21 81L24 82L23 79H22ZM25 81H26V83H25V85H26V84H27V81H29V80H26V79H25ZM44 81H43V83H44ZM72 81H71V82H72ZM91 81H92V79H91ZM98 81H99V80H98ZM123 81H124V80H121V82H123ZM165 81H166V80H165ZM165 81H164L163 83H165ZM229 81H230V80H229ZM234 81H235V80H233V83H235ZM244 81H245V79H244ZM244 81H243V82H244ZM249 81L251 82V80H249ZM47 82H48V81H47ZM49 82H50V81H49ZM52 82H51V83H52ZM99 82H100V81H99ZM99 82H98V83H99ZM129 82H131V81H129ZM140 82H141V80H140ZM227 82H228V80H227ZM236 82H237V81H236ZM240 82H241V81H240ZM51 83H50V85H51ZM64 83H66V82L63 81V84H64ZM73 83H74V81L72 82V84H73ZM82 83H80V84H82ZM92 83H93V82H92ZM95 83H96V82H95ZM126 83H127V80H126ZM131 83H132V82H131ZM131 83H129L128 85H131ZM174 83H176V82H174ZM225 83H226V82H225ZM231 83H232V79H231ZM247 83H249V82H247ZM37 84H36V85H37ZM44 84H46L45 87H46V86H48V87L50 86V85H48V83H46V82H45ZM44 84H43V85H44ZM63 84H62V86H63ZM72 84L69 82L68 85L71 86ZM75 84H76V83H75ZM80 84H77V85H80ZM93 84H94V83H93ZM124 84H125V82H124ZM136 84H137V82H136ZM239 84H240V83H239ZM242 84H243V83H242ZM244 84H245V83H244ZM68 85H67V86H68ZM77 85H76V87H77ZM161 85H162V84H161ZM171 85H172V83H171ZM254 85H255V84H254ZM20 86H22V85H20ZM23 86H24V85H23ZM40 86L43 87L42 85H39L38 87H40ZM73 86H74V84H73ZM82 86H83V85H82ZM86 86H87V85H86ZM162 86L164 87L165 85H162ZM166 86H167V85H166ZM169 86H170V84H169ZM236 86H237V85H236ZM240 86H241V84H240ZM31 87H32V84H31ZM31 87H30V88H31ZM41 87H40V88H41ZM48 87H47V88H48ZM65 87H66V85H65ZM65 87H64V88H65ZM79 87L81 88V85H80ZM84 87H85V84H84ZM88 87L90 88V86H88ZM160 87H161V86H160ZM160 87H159V89H158L159 92L157 91V92L155 93L156 95L153 93L154 96H153L152 99H149V98L146 97V94H145L146 88L143 89L142 92L140 93V95L136 98L134 104H135V105H142V106H143V109L146 110V111H150L154 105L160 106V105L163 103V97H165V96H162V93L164 92V88H165V87H164V88L162 87V88H163V91H162V89H160ZM238 87H239V85H238ZM243 87H244V86H243ZM252 87H253V85H252ZM35 88H36V87H35ZM35 88H34V89H35ZM43 88H44V87H43ZM43 88H42V89H43ZM70 88H71V87H70ZM223 88L226 89L227 87H226V88L223 87ZM24 89H25V88H24ZM26 89H27V87H26ZM28 89H29V88H28ZM28 89H27V90H28ZM32 89H33V88H32ZM36 89H37V88H36ZM36 89H35V90H36ZM42 89H41V90H42ZM45 89H46V88H45ZM45 89H43V90H45ZM48 89H49V88H48ZM48 89H46V90H48ZM50 89H51V87H50ZM73 89H74V88H73ZM78 89H79V88H77L76 90H78ZM83 89H85V88H83ZM168 89H170V88L168 87ZM252 89H253V88H252ZM27 90H26V93H27ZM35 90H31V91H33V93L30 92V90H29V92L31 93V95L27 94V96L29 95L30 98H31V96H33L34 93H35V96H36V92H35ZM37 90L39 91V88H38ZM51 90H52V89H51ZM51 90H48V91L51 92ZM59 90H60V89H59ZM59 90H58V91H59ZM61 90H62V89H61ZM66 90H67V89H66ZM80 90H81V89H80ZM80 90H79V91H80ZM88 90H89V89H88ZM166 90H167V89L165 88V91H166ZM242 90H243V89H242ZM244 90H245V89H244ZM22 91L24 92V90H22ZM52 91H53V90H52ZM69 91H70V89H69ZM71 91H72V89H71ZM160 91H161V92H160ZM169 91H170V90H169ZM240 91H241V90H240ZM29 92H28V93H29ZM45 92H46V91H45ZM45 92H44V93H45ZM63 92H65V91L63 90ZM63 92H62V93H63ZM73 92L75 93V91H73ZM77 92H78V91H77ZM86 92H87V91H86ZM89 92H90V91H89ZM224 92H225V91H224ZM224 92H223V93H224ZM235 92H236V90H235ZM238 92H239V90H238ZM241 92H242V91H241ZM241 92H240V93H241ZM24 93H25V92H24ZM62 93H61V91L59 92V94H62ZM80 93H81V92H80ZM83 93H84V90H83V92H82L81 94H83ZM134 93H135V92H134ZM168 93H169V92H168ZM172 93H173V92H172V89H171V94H172ZM177 93H178V92H177ZM213 93H214V91H213ZM225 93H227V92H225ZM45 94H46V93H45ZM57 94H58V93H57ZM63 94H64V93H63ZM63 94H62V95H63ZM68 94H69V93H68ZM76 94L80 95L79 93H76ZM164 94H165V93H164ZM164 94H163V95H164ZM171 94H170V95H171ZM229 94L234 95V94H232V93H229ZM241 94H242V93H241ZM241 94H240V95H241ZM25 95H26V94H25ZM39 95H40V94H39ZM70 95H71V94H70ZM178 95L180 96V94H178ZM238 95H239V93H238ZM35 96H34V97H35ZM64 96H67V95H64ZM83 96H84V95H83ZM83 96H82V97H83ZM107 96H109V95H107ZM133 96H134V95H133ZM241 96H242V95H241ZM243 96H244V95H243ZM34 97H32L33 100H36V99H34ZM37 97H39V96H37ZM58 97H59V95H58ZM60 97H61V95H60ZM60 97H59V98H60ZM68 97H69V95H68ZM70 97H72V96H70ZM70 97H69V98H70ZM86 97H87V96H86ZM86 97H85V98H86ZM166 97H167V95H166ZM168 97H170V96H168ZM174 97H175V95L173 96V98H174ZM180 97H181V96H180ZM236 97H237V96H236ZM236 97H235V98H236ZM238 97H239V96H238ZM27 98H28L27 100L30 99L29 97H27ZM32 98H31L30 100H32ZM35 98H36V97H35ZM61 98H62V97H61ZM63 98L65 99L66 97H63ZM85 98H83V99H85ZM170 98H171V97H170ZM216 98H217V97H216ZM226 98H228V95H227ZM231 98H232V97H231ZM39 99H40V98H39ZM39 99H38V102H39ZM66 99H68V98H66ZM72 99H73V98H71V100H72ZM83 99H82V100H83ZM108 99H109V97H108ZM113 99L115 100V98H113ZM129 99H130V98H129ZM184 99H185V98H184ZM62 100H63V99H62ZM71 100H70L69 102H71ZM86 100H87V99H85V100H83V101H86ZM104 100H105V99H104ZM110 100H111V99H110ZM116 100H118V98H116ZM169 100H170V99H169ZM169 100L167 99V101H169ZM177 100H178V98H177ZM177 100H174V101H177ZM216 100H218V98H217ZM235 100H236V99H235ZM242 100H243V99H242ZM244 100H245V99H244ZM67 101H68V100H67ZM83 101H81V102H83ZM112 101H113V100H112ZM165 101H166V99H165ZM218 101H219V100H218ZM223 101H224V100H222V102H223ZM225 101H226V100H225ZM228 101H229V100H228ZM228 101H226V102H228ZM41 102H42V101H41ZM69 102L66 103L65 101H63V103H65L66 105L69 104ZM86 102H87V101H86ZM108 102H109V101H108ZM108 102H107V100H106V105L109 104ZM119 102H120V101H117V104H118V105H119ZM122 102H123V100H122ZM133 102H134V101H133ZM172 102H173V100H172ZM230 102H231V101H230ZM237 102H239V100H238ZM29 103H31V101H30ZM73 103H74V100H73ZM73 103H72V104H73ZM111 103H112V102H111ZM258 103H259V102H258ZM31 104H35V102H34V103H31ZM39 104H41V103H39ZM72 104H70V105H72ZM84 104H86V103H84ZM87 104H89V103H87ZM117 104H116V106H117ZM165 104H167V102H166ZM231 104H232V103H231ZM231 104H229V106H230V107H233V106H231ZM239 104H241V103H239ZM249 104H250V103H249ZM37 105H38V104H35V106H37ZM66 105H65V106H66ZM70 105H69V106H70ZM106 105H105V106H106ZM122 105H123V103H122ZM169 105H170V104H169ZM258 105H259V104H258ZM32 106H34V105H32ZM73 106H74V104H73ZM88 106H89V105H88ZM109 106H111V108H112V104L109 105ZM114 106H115V105H114ZM225 106H226V104H225ZM229 106H227V109L229 108ZM245 106H246V105H245ZM103 107H104V106H103ZM117 107L119 108V106H117ZM223 107H224V106H223ZM223 107H222V109H223ZM259 107H262V106L259 105ZM22 108H23V107H22ZM31 108H32V107H31ZM36 108H37V107H36ZM39 108H40V107H39ZM105 108H106V107H105ZM105 108H104V109H105ZM107 108H108V107H107ZM109 108H110V107H109ZM115 108H116V107H115ZM156 108H157V107H156ZM158 108H159V107H158ZM158 108H157L156 110H158ZM251 108L254 109L255 107H251ZM132 109H133V108H132ZM132 109H131V111H132ZM169 109H171V108H169ZM207 109H208V108H207ZM207 109L204 108L203 110L205 111V110H207ZM224 109H225V108H224ZM232 109H233V108H232ZM23 110H24V109H23ZM29 110H30V108H29ZM37 110H38V109H37ZM73 110H74V109H73ZM77 110H78V109H77ZM105 110H108V109H105ZM109 110H110V109H109ZM111 110H112V109H111ZM127 110L129 111V109H127ZM160 110H161V109H160ZM160 110H159V111H160ZM225 110H226V109H225ZM233 110H234V109H233ZM33 111H34V110H33ZM113 111H114V110H113ZM113 111H112V112H113ZM159 111H158V112H159ZM162 111H163V110H162ZM167 111H168V110H167ZM199 111H200V110H199ZM204 111H203V114H205V115H204V118H205L207 114L204 113ZM207 111H208V112H207ZM207 111H205V112H207L208 115H209V110H207ZM231 111H232V110H231ZM126 112H127V111H126ZM169 112H171V110H169ZM169 112H168V113H169ZM194 112H195V111H194ZM194 112H193V114H194ZM210 112H211V111H210ZM26 113H27V112H26ZM75 113H76V111H75ZM79 113H80V112H79ZM116 113H117V112H116ZM116 113H115V114H116ZM119 113H120V112H119ZM144 113H147V112H144ZM148 113H149V112H148ZM150 113H151V112H150ZM152 113H153V112H152ZM160 113L163 114V112H160ZM185 113H186V112H185ZM188 113H189V112H188ZM76 114H78V113H76ZM81 114H82V112H81ZM81 114H79V115H81ZM175 114H176V113H175ZM195 114H196V113H195ZM214 114H215V113L213 112L212 115H214ZM219 114H220V113H219ZM19 115H21V113H20ZM63 115H64V114H63ZM79 115H78V116H79ZM157 115H158V114H157ZM160 115H161V114H160ZM168 115H169V114H168ZM179 115H180V114H179ZM184 115L187 116V113L184 114ZM190 115H191V113H190L188 116H190ZM197 115H198V114H197ZM201 115H202V114H201ZM208 115H207V116H208ZM225 115H226V114H225ZM25 116H26V115H25ZM27 116H28V115H27ZM81 116H83V115H81ZM153 116H154V115H153ZM210 116H211V115H210ZM235 116H236V112H235ZM23 117H24V116H23ZM63 117H64L63 119H65V116H63ZM68 117H69V116H68ZM71 117H72V116H70V118H71ZM164 117H165V116H164ZM173 117H174V116H173ZM179 117H180V116H179ZM181 117H183V116L181 115ZM194 117H195V116H194ZM201 117H203V116H201ZM221 117H222V116H221ZM224 117H225V116H224ZM66 118H67V117H66ZM81 118H82V117H81ZM81 118H80V119H81ZM157 118H158V116H157ZM165 118H166V117H165ZM170 118H172V117H170ZM197 118H198V116H197ZM206 118H209V117H206ZM212 118H213V117L211 116V119L209 118V120L212 121ZM225 118H227V115H226ZM225 118H224V119H225ZM229 118H230V117H229ZM59 119H60V118H59ZM63 119H62V120H63ZM154 119H155V118H154ZM163 119H164V118H163ZM178 119H179V118H178ZM178 119H177V121H178V123H179V120H178ZM200 119H201V118L199 117V121H200ZM246 119H247V118H246ZM67 120H69V119L67 118ZM71 120H72V118H71ZM73 120H74V119H73ZM168 120H169V119H168ZM172 120H173V119H172ZM175 120H176V119H175ZM181 120H183V119H180V121H181ZM187 120H188V118H187ZM190 120H191V119H190ZM195 120H197V119H195ZM195 120H194V121H195ZM209 120H208V121H209ZM217 120H218V119H217ZM219 120H220V119H219ZM219 120H218V121H219ZM221 120L223 121V118H222ZM221 120H220V122H221ZM228 120H229V119H228ZM241 120H242V119H241ZM243 120H244V119H243ZM10 121H11V120H10ZM57 121H58V118H57ZM65 121H66V120H65ZM65 121H64V122H65ZM82 121H83V120H82ZM116 121H117V119H116ZM157 121H158V120H157ZM163 121H164V120H163ZM188 121H189V120H188ZM194 121H193V122H194ZM199 121H198V122H199ZM203 121H204V119H203ZM205 121H206V120H205ZM214 121H215V120H214ZM245 121H246V120H245ZM245 121H243L244 124H247V123H245ZM248 121H249V120H248ZM13 122H14V121H13ZM68 122H69V121H68ZM68 122H67L66 125H69ZM73 122H74V121H73ZM79 122H80V120H79ZM86 122H87V123L89 122L90 125H91V122H90V121H85V124H86ZM139 122H140V121H139ZM141 122H142V121H141ZM141 122H140V123H141ZM158 122H159V121H158ZM168 122H170V121H168ZM185 122H186V119H185ZM191 122H192V121H191ZM209 122H210V121H209ZM231 122H232V121H231ZM8 123H10V122L8 121ZM18 123H19V122H17V124H18ZM82 123H83V122H82ZM146 123H147V122H146ZM160 123H162V122H160ZM165 123H166V122H165ZM173 123L175 124V122H172V124H173ZM180 123H181V122H180ZM182 123H183V122H182ZM189 123H190V121H189ZM196 123H197V122H196ZM199 123H201V121H200ZM215 123H217V121H215ZM224 123H225V122L223 121V124H224ZM238 123H240V124L242 125V127H243V124H242L241 122H238ZM254 123H255V122H254ZM20 124L22 125V123H19L18 125H20ZM23 124H24V123H23ZM61 124H62V123H61ZM70 124H71V123H70ZM93 124H94V123H93ZM170 124H171V122H170ZM172 124H171V126H172ZM206 124H207V122L205 123V127L208 126V125H206ZM208 124H209V123H208ZM218 124H219V122H218ZM235 124H236V123H235ZM235 124H233L232 126H235ZM240 124H239V125H240ZM252 124H253V123H252ZM252 124H251V126H253ZM255 124H256V123H255ZM255 124H254V125H255ZM14 125H16V124H14ZM21 125H20V126H21ZM81 125H82V124H81ZM130 125H131V126H130V129H129V133L126 135V137H125V141H126V143L128 144V148H129V149L127 148V150H130V151H128V152H134L133 154H135V153H136L135 151H142V150H145V149H147L148 146H147V144H146V140L144 139V137H142L141 134H138V129H141V128H142V127L139 125V123H138V125L140 126V128H139V126L137 127V125H136L135 123H132V124H130ZM141 125H142V124H141ZM167 125H168V124H167ZM181 125H183V124H181ZM184 125H185V124H184ZM187 125H188V124H187ZM187 125H185V126L187 127ZM197 125H198V124H197ZM201 125H202V124H201ZM201 125H200V126H201ZM210 125H211V122H210ZM214 125H215V124L213 123V125H212L213 129H214ZM220 125H221V124H220ZM74 126H75V124L73 125V127H74ZM76 126H77V125H76ZM88 126H89V125H87V126L85 125V126H83V128H84V127L88 128ZM143 126H144V129H141V130H142L143 132H144V130H145V132L143 133L144 136H145V134L148 133L149 131L146 132V130H148V128L145 129V128H146L145 125H143ZM168 126L170 127V125H168ZM190 126H191V123H190ZM224 126H225V125H224ZM229 126H230V124H229ZM255 126H256V125H255ZM263 126H264V125L262 124V127H263ZM24 127H26V126L24 125ZM81 127H82V126H81ZM91 127L93 128V126H91ZM91 127H89V128H91ZM96 127H97V126H96ZM96 127H94V128L96 129ZM99 127H100V125H99ZM147 127H148V126H147ZM172 127H174V129H175V127H177V128H178L177 130H179V128H180V126L178 127V125L176 126V124H175L174 126H172ZM172 127H171L170 129H172ZM198 127H199V126H198ZM202 127H204V125H202ZM208 127H209V126H208ZM212 127H211V128L209 127V128L212 129ZM215 127L217 128V124L215 125ZM225 127H226V126H225ZM230 127H231V126H230ZM235 127H236V126H235ZM238 127H239V126H238ZM253 127H254V126H253ZM262 127H260V128H261V129H264V128H262ZM74 128H75V127H74ZM83 128H82V129H83ZM89 128H88V129H89ZM181 128H182V126H181ZM181 128H180V129H181ZM187 128H188V127H187ZM227 128H228V127H227ZM72 129H73V128H72ZM82 129H81V130H82ZM95 129H92V130H94V133H93L92 130L90 131V132L93 133V134H92V136H91V135H90L91 133H90V134H89V138H92V141L94 140L95 142L98 141V142L100 143V142L102 141V139H103V131L100 130L101 132H100V131L96 132ZM98 129H99V128H98ZM197 129H198V128H197ZM199 129H200V130L204 129L203 132L205 131V128H202V129L199 128ZM199 129H198V130H199ZM206 129H207V128H206ZM213 129H212V130H213ZM222 129H223V127H222ZM232 129H234V127H232L231 130H232ZM236 129H237V128H236ZM238 129H240V128H238ZM74 130H75V129H74ZM84 130H85V129H84ZM89 130H90V129H89ZM96 130H97V129H96ZM175 130H176V129H175ZM175 130H174V131H175ZM188 130H189V129H188ZM188 130H187V131H188ZM195 130H196V126H195ZM215 130H216V129H215ZM215 130H214L213 132H214V134H215V132H216V134H217L218 132L215 131ZM219 130H220V129L218 128V131H219ZM225 130H226V128H225ZM234 130H235V129H234ZM174 131H173V132H174ZM179 131H180V130H179ZM179 131H178V132L176 131V132H177V133H181V134L184 133V129H182L183 132H179ZM193 131H194V130H193ZM236 131H237V130H236ZM78 132H79V134H80V132H81L83 135H86V133H87L86 130H85V132H84L85 134L83 133V131H78ZM88 132H89V131H88ZM232 132H233V131H232ZM232 132H231V133H232ZM240 132H242V131L240 130ZM240 132H239V133H240ZM170 133H171V132H170ZM177 133H176V134H177ZM195 133H197V131H196ZM223 133H225V132H223ZM261 133H263V130H262ZM76 134H77V133H76ZM79 134H78V135H79ZM143 134H142V135H143ZM148 134H150V132H149ZM151 134H152V136H151L152 138H153V137H155V138L157 137V135H156V136H153V133H151ZM151 134H150V135H151ZM173 134H174V133H173ZM185 134H187V136H188L189 132H188V133L185 132ZM185 134H184V135H185ZM201 134H203V133H201ZM201 134H200V132H199V135H201ZM205 134H206V133H204V135H203L202 137L200 136V138H202V139L206 138V137H204V136H207V135H205ZM207 134H208V132H207ZM226 134H229V132H228V133L226 132ZM32 135H33V134H32ZM32 135H31V136H32ZM80 135H81V134H80ZM150 135H148L149 138H150ZM169 135H170V134H169ZM179 135H180V134H179ZM189 135H192V133L189 134ZM193 135H196V134H193ZM197 135H198V134H197ZM230 135H231V134H230ZM90 136H91V137H90ZM174 136L176 137L177 135H174ZM180 136H182V135H180ZM80 137H81V136H80ZM82 137H83V136H82ZM145 137H146V136H145ZM160 137H161V136H160ZM166 137H167V139H169V138H168L169 136H165V138H166ZM175 137H174V138H175ZM185 137H186V135H185ZM185 137H184V138H185ZM195 137H196V136H195ZM203 137H204V138H203ZM225 137H226V136H225ZM249 137H250V136H249ZM83 138H84V137H83ZM85 138H86V137H85ZM89 138H87V139L90 140ZM157 138H158V137H157ZM157 138H156V140H157ZM162 138H163V137H162ZM165 138H163V139L165 140ZM189 138H190V137H189ZM223 138H224V136H223ZM150 139H151V138H150ZM158 139H159V138H158ZM85 140H86V139H85ZM160 140H161V139H160ZM160 140H159V141H160ZM172 140H173V139H172ZM175 140H176V138H175ZM215 140H216V139H215ZM262 140H263V139H262ZM105 141H106V140H105ZM161 141H162V140H161ZM161 141H160V142H161ZM168 141H169V140H168ZM168 141H167V142H168ZM170 141H171V140H170ZM176 141H178V140H176ZM186 141H187V140H186ZM207 141H208V140H207ZM153 142H155V139H153ZM153 142H152V143H153ZM156 142H157V141H156ZM156 142H155V143H156ZM163 142H165V141H163ZM201 142H202V141H201ZM226 142H227V141H226ZM236 142H237V145H238V144H239V141H236ZM236 142H235V143L233 142L234 144H233V143H232V144L235 145ZM150 143H151V142H150ZM152 143H151V145H152ZM172 143H173V142H172ZM221 143H222V142H221ZM252 143H253V142H252ZM156 144H158V143H156ZM160 144H161V143H159L158 145H160ZM165 144H166V143H165ZM168 144H169V143H168ZM173 144H174V143H173ZM175 144H176V142H175ZM256 144H257V142H256ZM149 145H150V144H149ZM153 145H155V144H153ZM158 145H155V146H158ZM190 145H191V144H190ZM240 145H241V142H240L239 146H240ZM100 146H101V145H100ZM164 146H165V145H164ZM83 147H84V146H83ZM92 147H93V146H92ZM151 147H153V146H150L149 148H151ZM160 147H163V146L160 145ZM171 147H172V146H171ZM171 147H167V145H166L165 147L161 148V150L164 149V150L167 151V150H169ZM220 147H221V146H220ZM232 147H234V146H232ZM232 147H229V148L233 149ZM240 147H241V146H240ZM96 148H97V147H96ZM98 148H99V146H98ZM149 148H148V149H149ZM156 148H157V147H156ZM172 148H175V147L173 146ZM214 148H215V146H214ZM151 149H152V148H151ZM153 149H155V147H153ZM158 149H160V148H158ZM195 149H196V148H195ZM223 149H224V148L221 147L220 151H222ZM225 149H227V148H225ZM236 149H237V148H236ZM247 149H248V148H247ZM253 149H254V148H253ZM90 150H91V149H90ZM127 150H126V151H127ZM170 150H171V149H170ZM196 150H198V149H196ZM196 150H195V151H196ZM241 150H242V149H241ZM241 150H239V151H241ZM95 151H96V150H95ZM166 151H164V152H166ZM191 151L193 152L194 150H191ZM191 151H190V152H191ZM195 151H194L193 153H198L199 150H198L197 152H195ZM200 151H201V149H200ZM217 151H218V150H217ZM224 151H225V150H224ZM226 151H227V150H226ZM226 151H225V152H226ZM229 151H230V149H229ZM242 151H243V150H242ZM246 151H247V150H246ZM248 151H249V150H248ZM144 152H145V151H144ZM186 152H187V151H186ZM192 152L190 153V157H191V155H193ZM215 152H216V151H215ZM227 152H228V151H227ZM139 153H141V152H139ZM139 153H137L138 156H136V157H141V154L139 155ZM201 153H202V151H201ZM217 153H218V152H217ZM217 153H216V155H217ZM231 153H232V150H231ZM239 153H240V152H239ZM246 153H247V152H246ZM260 153H261V152H260ZM69 154H70V153H69ZM128 154H129V153H128ZM133 154H132V156H133ZM183 154H184V151H183ZM183 154L181 155V153H180V156L183 157ZM199 154H200V153H198L197 156H198ZM218 154H219V153H218ZM229 154H230V153H229ZM232 154H233V153H232ZM70 155H71V154H70ZM87 155H88V154H87ZM135 155H136V154H135ZM135 155H134V157H135ZM143 155H144V154H142V156H143ZM174 155H177V154H174ZM187 155H188V154L186 153V156L184 155V157L186 158ZM216 155H215V156H216ZM219 155H220V154H219ZM222 155H225V154H222ZM242 155H243V153H242ZM74 156H75V155H74ZM108 156H109V155H108L106 152H104V151H96L94 154H90L89 157L95 158L96 161L99 162V161H102V160L108 158ZM127 156H128V155H127ZM127 156H126V157H127ZM129 156H130L129 158L132 157L131 154H130ZM157 156H158V155H157ZM177 156H178V158L180 157L179 155H177ZM177 156H176V157H177ZM193 156H196V154L193 155ZM193 156H192V158H193ZM215 156H214V157H215ZM230 156H231V155H230ZM230 156H229V158H230ZM89 157H88V159H89ZM134 157H133V159H134ZM159 157H160V156H159ZM159 157H158V158H159ZM173 157H174V156L172 155L171 159H172ZM188 157H189V156H188ZM218 157H219V156H218ZM221 157H222V156H221ZM221 157L219 158V159H220V162H222V160H221L222 158H221ZM237 157H238V156H237ZM240 157H241V156H240ZM240 157H239V158H240ZM127 158H128V157H127ZM178 158H177V160H178ZM216 158H217V157H216ZM216 158H214L213 161H214ZM225 158H227V157H225ZM171 159H170L169 161H171ZM193 159H194V158H193ZM195 159H196V161H197V158H195ZM227 159H228V158H227ZM227 159H226V160H227ZM237 159H238V158H237ZM237 159H235V160H237ZM252 159H253V158H252ZM75 160H76V159H75ZM130 160H131V159H130ZM130 160H129V162L132 163ZM175 160H176V159H175ZM185 160H186V159H185ZM187 160H188V159H187ZM216 160H217V159H216ZM228 160H229V159H228ZM230 160H232V159L230 158ZM246 160H247V158H246ZM88 161H89V160H88ZM127 161H128V160H127ZM134 161H136V158H135ZM173 161H174V160H173ZM173 161H171L170 164H171V163H174ZM179 161H182V160H180V158H179ZM205 161H206V160H205ZM205 161H204V162H205ZM218 161H219V160H217V162H218ZM233 161H234V160H233ZM238 161H239V159H238ZM189 162H190V160H189ZM194 162H195V161H194ZM211 162H212V161H211ZM215 162H216V161H215ZM227 162H228V161H227ZM239 162H241V161H239ZM127 163H128V162H127ZM136 163H137V162H136ZM136 163H135V165H136ZM164 163H165V162H164ZM177 163H180V162H177ZM177 163H176V164H177ZM186 163H187V162H186ZM229 163H233V162L231 161V162H229ZM76 164H77V163H76ZM133 164H134V163H132L131 165L129 164V165L132 166ZM176 164L172 165V166H174L175 170H176L177 167L180 166V165H179V166L175 167ZM180 164H181V163H180ZM188 164H189V163H188ZM206 164H207V163H206ZM206 164H204V165L206 166ZM216 164H217V163H216ZM218 164H219V163H218ZM222 164H223V163H222ZM249 164H250V163H249ZM253 164H254V163H253ZM135 165H134V166H135ZM166 165H167V164H166ZM177 165H178V164H177ZM210 165H211V164H210ZM229 165H231V164H229ZM127 166H128V164H127ZM134 166H133V167H134ZM169 166H170V165H169ZM211 166L213 167L214 164L211 165ZM232 166H233V164H232ZM235 166H236V165H235ZM235 166H233V167H235ZM247 166H248V165H247ZM102 167L104 168L105 166H104V165L101 166V169H102ZM187 167H189V166L187 165ZM193 167H194V166H193ZM207 167H208V166H207ZM212 167H211V168H212ZM216 167H218V165H216ZM216 167H215V169H216ZM227 167H229V166H227ZM236 167H238V166H236ZM241 167H242V166H241ZM257 167H258V166H257ZM106 168H107V167H106ZM125 168H127V167H126V164H125ZM167 168H168V167H167ZM180 168H182V167H179V169H180ZM195 168H196V167H195ZM201 168H203V167H201ZM201 168H200V170H201ZM211 168H210V169H211ZM218 168L220 169V166H219ZM224 168H225V169H224ZM224 168H223L224 170H222V171H223L224 174H225V170H227V169H226V167H224ZM239 168H240V167H239ZM239 168H238V169H239ZM129 169H131V167H129ZM164 169H165V168H164ZM170 169H171V168H170ZM185 169H186V168H185ZM203 169H204V168H203ZM203 169H202L201 171H205V172L208 171V173L210 172V169H209V170H205V169L203 170ZM212 169H214V167H213ZM215 169H214V170H215ZM219 169H216V171L218 172ZM228 169H229V168H228ZM230 169H231V171H232V168H230ZM234 169H235V168H234ZM238 169H235V170L238 171ZM240 169H241V168H240ZM245 169H246V168H245ZM106 170H107V169H106ZM177 170H178V168H177ZM192 170H193V169H192ZM214 170H213V171H214ZM220 170H221V169H220ZM220 170H219V171H220ZM247 170H248V169H247ZM97 171H99V170H97ZM178 171H179V170H178ZM181 171H182V170H181ZM195 171H196V170H195ZM213 171H212V172H213ZM216 171H215V172H216ZM231 171H230V175H231ZM233 171H234V170H233ZM244 171H245V170H244ZM120 172H121V171H120ZM123 172H124V171H123ZM126 172H127V171H126ZM126 172H125V173H126ZM131 172H132V171H131ZM162 172H163V170H162ZM167 172H168V173H171V172H169L168 170H166V175L168 174ZM176 172H177V171L173 172V170H172V173H173V174L176 173ZM179 172H180V171H179ZM226 172H227V171H226ZM248 172H251V171L249 170ZM253 172H254V170H253ZM260 172H261V171H260ZM105 173H106V171H105ZM121 173H122V172H121ZM125 173H124V174H125ZM184 173H185V172H184ZM186 173H187V172H186ZM193 173H194V172H193ZM195 173H200V171L198 172V170H197V172H195ZM219 173H220V172H219ZM234 173H235V172H234ZM95 174H96V175H95ZM95 174H94V175L97 176V177H95V179H97V180H96V183H97V181L100 182V181H101L100 178H101L102 175L104 176V174H103L101 171H99V172H95ZM106 174H108V173H106ZM110 174H111V173H110ZM124 174L122 173V174H121V177H122L123 179H126L127 177H126ZM176 174H178V173H176ZM180 174H181V173H180ZM201 174H203V173H201ZM201 174H200V176H203V175H201ZM226 174H227V173H226ZM226 174H225V175H226ZM228 174H229V172H228ZM244 174H245V173H244ZM255 174H256V173H255ZM126 175H127V174H126ZM128 175H129V174H128ZM128 175H127V176H128ZM130 175H131V173H130ZM130 175L128 176L129 179H130V177H131V179H130L129 181L133 180V177H137L136 175L133 176V177L130 176ZM171 175H172V174H171ZM205 175H206V174H205ZM210 175L212 176V175H214V173H213V174L210 173ZM210 175L208 174V176H210ZM230 175H229V176H230ZM232 175H233V174H232ZM252 175H253V174H252ZM124 176H125L126 178H125ZM164 176H165V175H164ZM172 176H173V175H172ZM189 176H190V174H189ZM239 176H240V175H239ZM105 177H109V178H110V175H109V174H108V176L105 175ZM174 177H175V179H176V176H174ZM178 177H180V176L177 175V178H178ZM190 177H193V176H190ZM204 177H206V176H204ZM204 177H201L200 179H202V178H204ZM220 177H221V176H220ZM250 177H251V176H250ZM109 178H108L107 180H109ZM128 178H127V179H128ZM208 178H210V177H208ZM223 178H224V177H223ZM229 178H230V177H229ZM259 178H260V176H259ZM233 179H235V178H233ZM237 179H238V178H237ZM239 179H240V178H239ZM251 179L253 180V178H251ZM103 180H105V179L102 177V181H103ZM120 180H121V178L119 177V182H117V183H118L117 188L119 187V184L121 183ZM134 180H135V179H134ZM178 180H179V179H178ZM207 180L209 181V179H207ZM207 180H206V178H205L206 183H207ZM223 180H225V178H224ZM231 180H232V177H231ZM241 180H244V179H241ZM117 181H118V180H117ZM126 181H127V180H126ZM129 181H128V182H129ZM176 181H177V180H176ZM186 181H187V180H186ZM186 181H185V182H186ZM192 181H193V180H192ZM226 181L228 182V180H226ZM234 181H235V180H234ZM237 181H238V180H237ZM237 181H236V182H237ZM198 182H200V180H198ZM203 182H204V179H203L202 182H200V184L203 183ZM241 182H243V181H241ZM246 182H247V180H246ZM101 183H102V182H101ZM101 183H100V184H101ZM117 183H116V184H117ZM122 183H123V182H122ZM190 183H191V181H190ZM192 183H193V182H192ZM209 183H210V182H208L207 184H209ZM239 183H240V182H239ZM93 184H94V183H93ZM116 184L114 185L115 187H116ZM196 184H197V183H196ZM237 184H238V183H237ZM97 185L99 186L98 183H97ZM187 185H188V184H187ZM192 185H193V184H192ZM197 185H198V184H197ZM197 185H196V187H197ZM201 185H202V184H201ZM245 185H246V184H245ZM66 186H67V185H66ZM205 186H206V185H205ZM208 186H209V185H208ZM62 187H63V186H62ZM62 187H61V188H62ZM100 187H101V186H100ZM102 187H105V186L102 185ZM115 187H113V188H115ZM203 187H204V185L202 186V188H203ZM240 187H241V186H240ZM94 188H95V187H94ZM117 188H116V189H117ZM149 188H150V187H149ZM152 188H153V187H152ZM189 188H193V187H191V185H190ZM235 188H236V187H235ZM244 188H245V187H244ZM26 189H27V188H26ZM31 189H32V187H31ZM64 189H67V188H64ZM102 189H103V188H102ZM102 189L100 188V190H102ZM150 189H151V188H150ZM29 190H30V189H29ZM151 190H153V189H151ZM155 190H156V189H155ZM190 190H191V189H190ZM195 190H196V189H195ZM204 190H207V187H206V189H204ZM241 190H242V188H241ZM102 191H103V190H102ZM102 191H100V192H101V194L103 195L104 192L102 193ZM104 191H106V190H104ZM197 191H199L198 188H197ZM200 191H201V190H200ZM229 191H230V190H229ZM232 191H233V190H232ZM238 191H240V190H238ZM106 192H107V191H106ZM192 192H196V191H192ZM230 192H231V191H230ZM108 193H109V192L104 193L105 195H103V196L106 197ZM154 193H156V192H153V194H154ZM30 194H31V193H30ZM157 194H158V193H156V195H157ZM159 194H160V192H159ZM163 194H164V193H163ZM231 194H232V192H231ZM34 195H35V194H34ZM109 195H110V194H109ZM229 195H230V194H229ZM246 195H247V194H246ZM75 196H76V195H75ZM77 196H78V195H77ZM158 196H159V195H158ZM164 196H166V195H164ZM80 197H81V196H80ZM80 197H79V198H80ZM108 197H109V196H108ZM162 197H163V196H162ZM162 197H161V198H162ZM73 198H74V197H73ZM164 198H165V197H164ZM232 198H233V197H232ZM240 198H241V197H240ZM33 199H34V198H33ZM35 199H36V198H35ZM105 199H106V198H105ZM109 199H110V197H109ZM107 200H108V199H106V201H107ZM31 201H33V200H31ZM167 201H168V200H167ZM170 201H171V200H170ZM170 201H169V202H170ZM242 201H243V200H242ZM259 201H260V200H259ZM104 202H105V200H104ZM171 202H172V201H171ZM244 202H245V201H244ZM31 203H36V202H31ZM108 203H109V205H110V202H108ZM208 203H209V202H207V204H208ZM229 203H230V201H229ZM106 204H107V203H106ZM106 204H105V205H106ZM167 204H168V203H167ZM170 204H171V203H170ZM170 204H168V205H170ZM239 204H240V202H239ZM30 205H31V204H30ZM30 205H29V206H30ZM212 205H213V204H212ZM223 205H224V204H223ZM243 205H244V203H243ZM34 206H37V204L34 205ZM218 206H219V205H218ZM218 206H217V209H218V208H221V207H218ZM231 206H232V205H231ZM153 207H154V206H153ZM156 207H157V206H156ZM162 207H163V206H162ZM171 207H172V206H168V208H171ZM232 207H233V206H232ZM163 208H164V207H163ZM165 208H166V205H165ZM205 208H207V206H206ZM208 208H209V207H208ZM208 208H207V209H208ZM210 208H211V207H210ZM223 208H224V207H223ZM227 208H228V206H227ZM229 208H231V207H229ZM62 209H63V208H62ZM151 209H155V207H154V208H151ZM166 209H167V208H166ZM193 209H194V208H193ZM52 210H53V208L51 209V213H52ZM160 210H161V209H160ZM168 210H169V209H168ZM171 210H172V209H171ZM200 210H201V208H200ZM212 210H213V208H212ZM218 210H219V209H218ZM220 210H221V209H220ZM220 210H219V211H220ZM23 211H24V210H23ZM54 211H55V210H54ZM58 211H59V210H58ZM58 211H57V212H58ZM60 211H61V210H60ZM156 211H157V210H156ZM172 211H173V210H172ZM198 211H199V210H198ZM202 211H203V210H202ZM221 211H222V210H221ZM226 211H227V210H226ZM229 211H230V210H229ZM229 211H228V213H229ZM231 211H232V208H231ZM46 212H47V211H46ZM63 212H64V210H63ZM63 212H61V213H63ZM151 212H153V211H151ZM158 212H160V211H158ZM195 212H196V211H195ZM206 212H208V211H206ZM210 212H211V211L209 210V213H210ZM33 213H34V212H33ZM35 213H38L37 210H36ZM164 213H165V212H164ZM164 213H163V214H164ZM171 213H172V212H171ZM175 213L178 214V212H175ZM175 213H174V214H175ZM199 213H200V212H199ZM214 213L217 214V212H215V211H214ZM219 213H220V212H219ZM238 213H239V212H238ZM26 214H27V213H26ZM38 214H40V213H38ZM38 214H37V216H38ZM46 214H47V213H46ZM48 214H50V213H48ZM54 214H55V213H53V215H54ZM160 214H161V213H160ZM194 214H195V213H194ZM246 214H247V213H246ZM51 215H52V214H51ZM56 215H57V214H56ZM59 215H60V213H59ZM59 215H57V216H59ZM119 215H120V213H119ZM179 215H181V214H179ZM201 215H202V214H201ZM225 215H226V214H225ZM37 216H36V217H37ZM39 216H40V215H39ZM39 216H38V218H39ZM176 216H178V215H175V217H176ZM182 216H183V215H182ZM182 216H181V217H182ZM190 216H191V214H190ZM213 216H214V214H213ZM215 216H216V215H215ZM226 216H227V215H226ZM52 217H53V216H52ZM63 217H64V216H63ZM181 217L179 216V218H181ZM193 217H194V216H193ZM199 217L202 218L203 215H202V216L199 215L198 217H196V218H194V219H197V218H199ZM207 217H208V215H207ZM216 217H218V216H216ZM230 217H231V216H230ZM230 217H229V218H230ZM248 217H249V216H248ZM254 217H255V216H254ZM22 218H23V217H22ZM28 218H30V216H28ZM31 218H32V217H31ZM48 218H49V217H48ZM61 218H62V217H61ZM156 218H157V217H156ZM182 218H184V217H182ZM187 218H189V217H187ZM212 218H213V217H212ZM222 218H223V217H222ZM25 219H26V218H25ZM56 219H57V218H56ZM114 219H117V217H116V218H112V220H114ZM190 219H191V218H190ZM227 219H228V217H227ZM244 219H245V218H244ZM29 220H30V219H29ZM29 220H28V222H29ZM37 220H39V219H36V220H34V221H37ZM46 220H48V219H46ZM52 220H53V219H52ZM52 220H50V221H52ZM62 220H63V219H62ZM157 220H158V219H157ZM180 220H181V219H180ZM202 220H203V219H202ZM32 221H33V219H32ZM34 221H33V222H34ZM56 221H57V220H56ZM59 221H60V220H59ZM92 221H93V220H92ZM115 221H116V220H115ZM158 221H159V220H158ZM217 221H218V220H217ZM244 221H245V220H244ZM249 221H250V220H249ZM46 222H48V221H46ZM54 222H55V221H54ZM109 222H110V220H109ZM173 222H175V221H173ZM200 222H201V221L199 220V223H200ZM251 222H252V221H251ZM40 223H41V224H40ZM49 223H50V222H48V226L51 225V223H50V224H49ZM59 223H60V222H59ZM91 223H92V222H91ZM115 223H116V222H115ZM223 223H224V222H223ZM228 223H229V222H228ZM34 224H35V223H34ZM34 224H33V225H34ZM38 224H40V225L43 226V224H42L41 221H40L39 223L36 222V224H35V229H36V226H37ZM54 224H55V223H54ZM109 224H110V223H109ZM117 224H118V223H117ZM212 224H213V223H212ZM252 224H253V223H252ZM40 225L37 226V228L40 227ZM192 225H193V224H192ZM236 225H237V224H236ZM239 225H240V224H239ZM259 225H260V224H259ZM117 226H118V225H117ZM117 226H116V227H117ZM121 226H122V225H121ZM205 226H206V224H205ZM11 227H12V225H11ZM14 227H15V226L13 225V228H12V229L9 228V227H8V228L11 229V230H13ZM46 227H47V225L45 226L44 229H47ZM53 227H54V226H53ZM53 227H52V225H51V228H53ZM110 227H111V226H110ZM122 227H123V226H122ZM202 227H203V224H202ZM202 227H200V228L202 229ZM259 227H262V226L260 225ZM259 227H258V228H259ZM263 227H264V226H263ZM15 228H16V227H15ZM26 228H27V227H26ZM41 228H42V227H41ZM41 228H40V229H41ZM54 228H55V227H54ZM148 228H150V227L148 226ZM148 228H147V229H148ZM177 228H178V227H177ZM195 228H197V227H195ZM204 228H205V227H204ZM214 228H215V227H214ZM216 228H217V227H216ZM218 228H219V227H218ZM9 229H6V230H9ZM30 229H31V228H30ZM42 229H43V228H42ZM55 229H57V227H56ZM123 229H124V228H123ZM219 229H221V228H219ZM11 230H10V231H11ZM26 230H27V229H26ZM112 230H113V229H112ZM14 231H15V230H14ZM14 231H13V232H14ZM36 231H37V230H36ZM209 231H211V233H212V229L209 230ZM209 231H208V232H209ZM242 231H243V230H242ZM29 232H31V231H29ZM32 232H33V231H32ZM38 232H39V231H38ZM114 232H115V231H114ZM117 232H118V231H117ZM151 232H152V231H151ZM206 232H207V229H206ZM208 232H207V233H208ZM213 232H214V231H213ZM216 232H217V231H216ZM216 232H215V233H216ZM249 232H250V231H249ZM122 233H123V232H122ZM211 233H210V234H211ZM240 233H241V232H240ZM255 234H256V233H255ZM119 235H120V233H119ZM121 235H122V234H121ZM191 235H192V234H191ZM114 236H115V235H114ZM220 236H221V235H220ZM242 236H245V235H242ZM148 237H149V236H148ZM192 237L194 238V235H192ZM210 237H212V236H210ZM210 237H209V238H210ZM116 238H117V237H116ZM184 238H186V237H184ZM190 238H191V237H190ZM193 238H191V239H193ZM176 239H177V238H176ZM180 239L182 240V238H180ZM180 239H179V240H180ZM195 239H196V238H195ZM198 239H199V238H198ZM157 240H160V239H157ZM152 241H153V240H152ZM214 241H215V240H214ZM178 242H179V241H178ZM229 242H230V241H229ZM82 243H83V242H82ZM168 243H169V242H168ZM197 244H198V243H197ZM160 246H161V245H160ZM170 246H171V245H170ZM200 246H201V245H200ZM194 247H195V246H194ZM111 248H112V247H111ZM165 249H166V248H165ZM195 249H196V248H195ZM197 249H198V248H197ZM193 250H194V249H193ZM196 251H198V250H196ZM202 251H203V249H202ZM165 253H166V252H165ZM197 253H199V252H197ZM230 254H231V253H230ZM82 256H83V255H82ZM203 256H204V255H203ZM80 259H81V258H80ZM80 259H79L78 261H80ZM164 259H165V257H164ZM82 260H83V259H82ZM82 260H81V261H82ZM7 261H8V260H7ZM164 261H165V260H164ZM201 262H202V261H201ZM18 263H20V262H18ZM21 263H22V262H21ZM57 263H58V262H57ZM81 263H82V262H81ZM98 264H99V263H98ZM196 264H197V263H196Z\"/></svg>",
  "mask_w": 264,
  "mask_h": 264
},
{
  "label": "snow or ice",
  "instance_id": "6c2138e0",
  "mask_svg": "<svg viewBox=\"0 0 264 264\" xmlns=\"http://www.w3.org/2000/svg\"><path fill=\"white\" fill-rule=\"evenodd\" d=\"M17 7V5L7 3L5 0H0V10H2L4 13H7L10 9H13ZM186 8L190 9H197V8H203L206 10H211L213 7H219L217 6H212V5H188L185 6ZM261 8V14L264 16V0H261L260 4ZM197 24V17L194 13H189L186 17V25L189 27V29L194 28ZM261 122L264 124V82H262V90H261ZM262 183H264V172H262ZM260 212H261V217L264 218V198L261 200L260 204ZM26 234H22L21 238H25ZM221 264H242L240 261H234V260H225L222 261ZM264 264V262H262Z\"/></svg>",
  "mask_w": 264,
  "mask_h": 264
}]
</instances>
